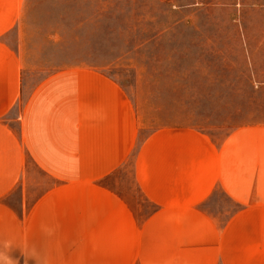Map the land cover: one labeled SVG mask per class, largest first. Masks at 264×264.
Segmentation results:
<instances>
[{
  "label": "crops",
  "instance_id": "1",
  "mask_svg": "<svg viewBox=\"0 0 264 264\" xmlns=\"http://www.w3.org/2000/svg\"><path fill=\"white\" fill-rule=\"evenodd\" d=\"M4 29L0 13V264H264V122L219 144L149 134L135 176L154 210L139 219L102 184L137 142L125 89L87 67L30 87Z\"/></svg>",
  "mask_w": 264,
  "mask_h": 264
},
{
  "label": "rangeland",
  "instance_id": "2",
  "mask_svg": "<svg viewBox=\"0 0 264 264\" xmlns=\"http://www.w3.org/2000/svg\"><path fill=\"white\" fill-rule=\"evenodd\" d=\"M0 13L3 47L25 84L87 67L125 89L137 142L102 184L124 194L139 219L154 210L135 176L149 134L192 127L219 144L264 122V0H1ZM223 208L213 214L224 217Z\"/></svg>",
  "mask_w": 264,
  "mask_h": 264
}]
</instances>
